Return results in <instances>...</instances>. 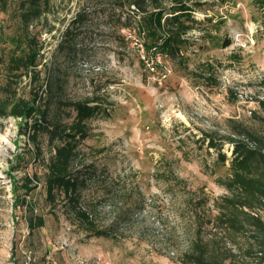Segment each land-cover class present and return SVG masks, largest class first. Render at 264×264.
Segmentation results:
<instances>
[{"label":"rangeland","instance_id":"1","mask_svg":"<svg viewBox=\"0 0 264 264\" xmlns=\"http://www.w3.org/2000/svg\"><path fill=\"white\" fill-rule=\"evenodd\" d=\"M20 3L0 2V56L27 46ZM45 10L30 36L42 48L38 70L44 88L50 86L49 118L74 119L57 98L101 96L78 166L98 170L84 200H93L101 226L114 224L117 232L92 236L62 203L47 204L44 174L53 145L44 135L35 161L21 119L0 117V264H187L184 255L196 242L222 252L225 264H263L250 251L249 233L218 227L217 203L229 194L218 180L231 174L233 146H224L222 162L207 141L210 134L224 140L235 122L262 129L253 119L264 99V21L255 0H204L181 54L160 53L157 61L126 27L141 15L127 1L51 0ZM208 64L215 67L209 82L218 84H207ZM37 87L24 77L18 92L29 97ZM34 173L39 181L26 200L45 225L32 231L15 182Z\"/></svg>","mask_w":264,"mask_h":264},{"label":"trees","instance_id":"2","mask_svg":"<svg viewBox=\"0 0 264 264\" xmlns=\"http://www.w3.org/2000/svg\"><path fill=\"white\" fill-rule=\"evenodd\" d=\"M7 1L0 0L3 4ZM117 1L122 4L127 1L141 13L135 22H125L128 23L126 27L138 32L148 52L154 49L156 61L160 53L173 57L181 54L182 48L189 43V33L200 22L195 12L204 3V0ZM50 2L21 0L20 20L27 46L20 52H5L0 56L4 67V77L0 79V117L21 119V131L28 135L34 145L35 161L43 152L41 138L44 135L48 136L49 143L53 145L55 154L46 162L47 171L44 174L47 204L57 208L62 203L69 219L76 221L90 235L113 237L117 232L114 224L101 226L95 215L93 200H84L83 192L89 186L88 182L97 178L98 170L93 166H78L80 145L90 136L89 121L100 114L103 108L101 96L68 102L57 98L55 103L71 107L75 113L74 119L60 123L49 118L51 104H47L49 99L44 96L48 95L50 86L47 83L44 88L40 78L38 68L41 65L42 48L33 44L30 27L45 13ZM255 5L264 21V0H255ZM208 69L210 74L206 78L207 84H218L216 80L215 83L209 82L214 78L215 67L208 64ZM24 77H28L31 84L38 83V87L30 91L29 97L18 92ZM259 104L262 112L256 111L253 119L261 123L262 129L235 122L224 140L219 141L210 134L207 135V141L209 148L219 150L222 162L228 160L227 154L222 152L224 146L227 143L233 146L231 174L218 180L229 191L217 203L218 227H228L232 235L249 233L252 239L250 251L255 252L264 264V217L261 215L264 214V99H260ZM36 181H39V176L34 173L31 177L26 175L15 182V191H24L22 197L18 194L17 205L27 206L31 211L29 226L32 231L45 225V218L35 214L34 207L26 200L37 187L34 184ZM184 257L187 264H225L229 259L222 252L199 242Z\"/></svg>","mask_w":264,"mask_h":264},{"label":"built area","instance_id":"3","mask_svg":"<svg viewBox=\"0 0 264 264\" xmlns=\"http://www.w3.org/2000/svg\"><path fill=\"white\" fill-rule=\"evenodd\" d=\"M152 69H154L153 67H151Z\"/></svg>","mask_w":264,"mask_h":264}]
</instances>
